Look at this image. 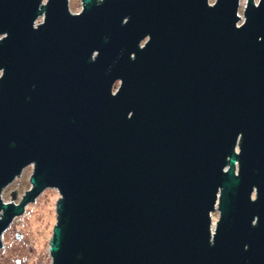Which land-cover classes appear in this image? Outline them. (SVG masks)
<instances>
[{"label":"water","instance_id":"water-1","mask_svg":"<svg viewBox=\"0 0 264 264\" xmlns=\"http://www.w3.org/2000/svg\"><path fill=\"white\" fill-rule=\"evenodd\" d=\"M241 1L0 0V192L34 167L0 247L57 188L51 264H264V0Z\"/></svg>","mask_w":264,"mask_h":264},{"label":"rangeland","instance_id":"rangeland-1","mask_svg":"<svg viewBox=\"0 0 264 264\" xmlns=\"http://www.w3.org/2000/svg\"><path fill=\"white\" fill-rule=\"evenodd\" d=\"M47 1V0H46ZM214 2L215 0H210ZM242 0L239 8L240 23L245 20V2ZM41 15L38 20L43 19ZM37 20V21H38ZM1 38V35H0ZM1 73V72H0ZM116 85L119 82H115ZM115 90V88H114ZM33 165L26 166L21 173L6 185L1 193L4 201L11 200L10 191L18 190L19 200L26 188H31V171ZM57 188H46L40 194L28 202L23 211L16 215L11 224L2 232V244L0 247V264H51L53 261L50 253L53 227L57 223V200H59ZM218 206V205H217ZM1 214V213H0ZM215 222L219 217L216 208L212 213ZM18 235H20L18 237ZM20 260L17 263V260Z\"/></svg>","mask_w":264,"mask_h":264},{"label":"flooded vegetation","instance_id":"flooded-vegetation-1","mask_svg":"<svg viewBox=\"0 0 264 264\" xmlns=\"http://www.w3.org/2000/svg\"><path fill=\"white\" fill-rule=\"evenodd\" d=\"M70 0H68V2H69ZM45 3V2H44ZM74 13H78V12H74ZM25 191H27V190H25ZM25 191H23L24 192V194H25ZM19 194V193H18ZM10 195H11V193H10ZM20 262V260L18 259L17 260V263H19Z\"/></svg>","mask_w":264,"mask_h":264}]
</instances>
